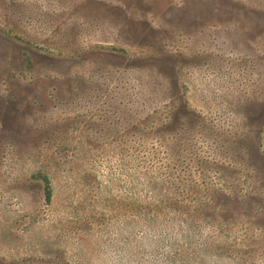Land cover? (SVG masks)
<instances>
[{"label": "rangeland", "instance_id": "rangeland-1", "mask_svg": "<svg viewBox=\"0 0 264 264\" xmlns=\"http://www.w3.org/2000/svg\"><path fill=\"white\" fill-rule=\"evenodd\" d=\"M0 264H264V0H0Z\"/></svg>", "mask_w": 264, "mask_h": 264}]
</instances>
